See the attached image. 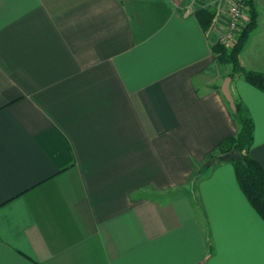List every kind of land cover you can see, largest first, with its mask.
Segmentation results:
<instances>
[{
  "label": "crops",
  "instance_id": "crops-1",
  "mask_svg": "<svg viewBox=\"0 0 264 264\" xmlns=\"http://www.w3.org/2000/svg\"><path fill=\"white\" fill-rule=\"evenodd\" d=\"M183 2L0 0V264H264L232 163L204 167L238 124ZM251 4L238 58L264 73ZM229 86L264 167V90Z\"/></svg>",
  "mask_w": 264,
  "mask_h": 264
},
{
  "label": "trees",
  "instance_id": "trees-1",
  "mask_svg": "<svg viewBox=\"0 0 264 264\" xmlns=\"http://www.w3.org/2000/svg\"><path fill=\"white\" fill-rule=\"evenodd\" d=\"M248 6L249 20L239 32L236 40L229 47L215 42L212 50L218 62L229 66L228 75L230 77L239 73L247 82L264 90V73L245 69L238 58L249 32L256 24V13L251 0H248ZM214 13L208 7H199L195 10L198 22L204 30L213 19ZM234 102L236 110L231 111V114L238 124L237 132L218 143L216 150L208 155L204 167H213L224 161L231 162L241 190L264 220V167L249 154L253 140V121L243 104L235 99Z\"/></svg>",
  "mask_w": 264,
  "mask_h": 264
},
{
  "label": "built area",
  "instance_id": "built-area-1",
  "mask_svg": "<svg viewBox=\"0 0 264 264\" xmlns=\"http://www.w3.org/2000/svg\"><path fill=\"white\" fill-rule=\"evenodd\" d=\"M197 0H189L184 8L193 10L192 6ZM200 1V0H198ZM217 4L216 14L209 23V28L218 30L217 42L229 47L237 38L243 26L248 22V0H213ZM205 7V6H203Z\"/></svg>",
  "mask_w": 264,
  "mask_h": 264
},
{
  "label": "water",
  "instance_id": "water-1",
  "mask_svg": "<svg viewBox=\"0 0 264 264\" xmlns=\"http://www.w3.org/2000/svg\"><path fill=\"white\" fill-rule=\"evenodd\" d=\"M230 80L231 77L229 75L224 77L221 84V92L224 95L226 101L228 102L231 111L234 112L236 110V106H235L234 98L230 91V86H229Z\"/></svg>",
  "mask_w": 264,
  "mask_h": 264
},
{
  "label": "rangeland",
  "instance_id": "rangeland-1",
  "mask_svg": "<svg viewBox=\"0 0 264 264\" xmlns=\"http://www.w3.org/2000/svg\"><path fill=\"white\" fill-rule=\"evenodd\" d=\"M180 2L182 1V0H179ZM212 2H213V0H200V1H196L192 6L194 7V8H199V7H203V6H207V7H209V9H211L212 7H211V5H212ZM187 3H189V0H184V2L181 4V6L183 5V6H186L187 5ZM214 3V2H213ZM213 9V8H212ZM211 9V10H212Z\"/></svg>",
  "mask_w": 264,
  "mask_h": 264
}]
</instances>
